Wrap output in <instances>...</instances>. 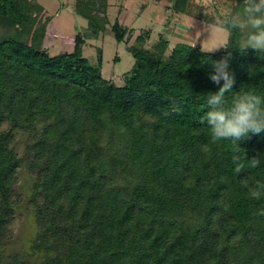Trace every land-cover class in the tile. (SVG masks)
Here are the masks:
<instances>
[{
  "label": "trees",
  "instance_id": "trees-1",
  "mask_svg": "<svg viewBox=\"0 0 264 264\" xmlns=\"http://www.w3.org/2000/svg\"><path fill=\"white\" fill-rule=\"evenodd\" d=\"M157 2L215 25L201 3ZM241 5L233 0L231 8ZM107 6L75 0L96 37ZM39 12L29 0H0V249L12 238L25 166L36 256L0 250V264H264V215H254L264 199H249L242 181H264V132L238 142L246 169L236 174L230 142L212 143L201 123L208 96L223 83L209 79L213 63L231 52L229 97L264 96V53L240 52L233 33L229 49L181 42L166 54L162 35L143 48L150 34L143 31L116 84L102 76L100 48L96 64L82 55L80 33L70 52L30 46ZM111 31L117 42L128 37L117 21ZM247 157H262L260 165L247 168Z\"/></svg>",
  "mask_w": 264,
  "mask_h": 264
},
{
  "label": "rangeland",
  "instance_id": "rangeland-1",
  "mask_svg": "<svg viewBox=\"0 0 264 264\" xmlns=\"http://www.w3.org/2000/svg\"><path fill=\"white\" fill-rule=\"evenodd\" d=\"M40 9L36 18L35 28L28 40L33 48H46L50 55L70 52L73 39L80 33L84 39L82 55L91 64L97 63V49L102 50L101 73L105 79H112L116 84H122L123 75L134 63L130 45L135 37L143 31H149V39L143 48L151 49L160 36L169 41L168 50L177 43L185 42L200 45L204 51H209L219 40L214 24L179 14L167 8L166 3L157 0H107L108 23L103 32L96 37L88 29V20L75 10V0H29ZM201 3V0H192ZM233 0H214L206 11L216 15L221 8L232 7ZM117 21L128 29V37L124 42H117L111 31L112 24ZM192 25V27H191ZM17 148L20 151L25 143L24 138H18ZM18 185L16 195L20 196L19 208L10 226L12 238L3 247V255L16 252L31 256L29 239L34 234V217L26 209V197L31 184V175L25 166L18 170ZM36 261V256L30 258Z\"/></svg>",
  "mask_w": 264,
  "mask_h": 264
},
{
  "label": "clouds",
  "instance_id": "clouds-1",
  "mask_svg": "<svg viewBox=\"0 0 264 264\" xmlns=\"http://www.w3.org/2000/svg\"><path fill=\"white\" fill-rule=\"evenodd\" d=\"M213 3L214 0H201V8L204 9L205 15ZM214 20L217 34L225 38L219 40L208 52L231 48L229 38L233 33H238L240 39L236 49L245 52L251 48L258 54L264 53V0H242L239 11H233L231 7L221 8ZM230 58L231 52L213 63L209 79L216 85H221V81L223 83L217 92L208 96V110L201 116V123L207 124L212 143L230 142L231 159L235 165L234 171L238 174L246 169L238 142L248 139L250 135L264 132V96L250 91L229 97L228 94L233 93L235 83V75L230 71ZM261 158H248L247 168H257ZM242 181L247 188L249 199L255 201L264 199V181L256 180L252 184H249L248 179ZM227 209L226 205L224 210ZM254 215H264V210Z\"/></svg>",
  "mask_w": 264,
  "mask_h": 264
}]
</instances>
